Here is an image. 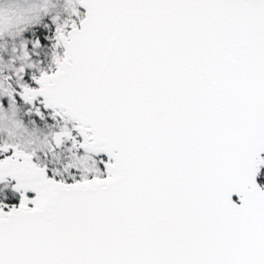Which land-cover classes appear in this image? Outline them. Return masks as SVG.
Segmentation results:
<instances>
[{
    "label": "snow or ice",
    "instance_id": "obj_1",
    "mask_svg": "<svg viewBox=\"0 0 264 264\" xmlns=\"http://www.w3.org/2000/svg\"><path fill=\"white\" fill-rule=\"evenodd\" d=\"M70 2L24 98L75 121L94 166L69 184L0 149L23 197L0 264H264V0Z\"/></svg>",
    "mask_w": 264,
    "mask_h": 264
},
{
    "label": "rangeland",
    "instance_id": "obj_2",
    "mask_svg": "<svg viewBox=\"0 0 264 264\" xmlns=\"http://www.w3.org/2000/svg\"><path fill=\"white\" fill-rule=\"evenodd\" d=\"M41 6H43L45 11L40 13V22L32 26L31 29L33 31V29L38 30L40 27H44L47 30V42H50L52 50L50 64H41L39 59H35L36 56H39L38 48L40 46L38 45V42L36 43L34 41V39L29 51V46L24 42L23 37L18 40H13L11 36L5 34V39H10L12 42L11 53L14 55L16 62L12 63L14 65L12 70L6 72L3 77H0L7 79L8 86L11 89V95L0 93V109H2V100L5 97L8 98L9 103L12 105L18 104L20 102L19 98L22 99L21 101L23 103L29 105L31 113L37 116V118L33 117L34 120L31 119V121L33 120L36 122L34 125L36 128L31 127L30 124L32 123H27V121H24V118L21 117L23 123L29 128V130H34L40 134L42 139L46 138L51 145L50 148L37 150L31 153L33 154V163L38 167L45 168L50 177L71 184L82 179L84 175L82 168H91L94 166L92 160L88 159L86 156L91 154L86 153L83 149L74 147V143L83 142V138L80 137L76 131L77 124L70 119H67L62 114H59V111L55 112L54 110L48 109L46 104L43 103L39 97L31 101L24 98V88L36 90L37 88L33 86L29 87L24 84L23 80L26 77L27 68L30 67L32 72V85L35 82L38 87H40L37 81L41 78V75L44 73L51 75L57 70L56 58H62V49L57 42L58 29L72 22L79 23V20L71 13L73 5L70 0H0V31L5 29L13 31L19 17L38 12ZM48 31H53V33L48 34ZM3 48L2 44H0V49L2 50ZM54 49L57 53H55ZM17 57H26V59L31 57V62H27L25 65L23 60H18ZM21 68L24 69L23 72H20ZM12 109H15V107L12 106ZM15 110L17 111V109ZM20 113L21 112H19V114ZM48 121H50L52 125H50ZM38 124H45L48 125V127L46 130L37 128ZM65 129H68L71 132L73 139L65 138L63 143L57 146L55 144V136ZM5 146L10 147L11 149H17V146L9 142L6 138H0V149H3ZM11 154L12 152L4 153L3 151H0V160L5 159L6 156ZM93 158L99 161L103 157L93 155ZM103 159L107 161V159ZM71 164H76L82 168L79 170H77V168H69L66 172L65 169ZM57 173H59V175H57ZM73 177L75 179H73ZM5 179L12 181L7 177H5ZM15 184L17 185L18 182H15ZM27 195L29 198H35L36 194L30 192ZM3 210L7 212L10 211L11 208H3Z\"/></svg>",
    "mask_w": 264,
    "mask_h": 264
},
{
    "label": "clouds",
    "instance_id": "obj_3",
    "mask_svg": "<svg viewBox=\"0 0 264 264\" xmlns=\"http://www.w3.org/2000/svg\"><path fill=\"white\" fill-rule=\"evenodd\" d=\"M44 11L43 6H41L38 12L19 17L13 31L7 29L0 31V39H3L5 34L11 36L13 40L22 38L26 30L40 22V13ZM17 59L23 60L25 65L27 64L26 57H17ZM13 68L14 65L11 62L0 57V77H3L6 72ZM0 93L11 95V89L6 78H0ZM0 138H6L15 144L18 150L26 154L51 147L46 138L42 139L36 131L29 130L15 109H0Z\"/></svg>",
    "mask_w": 264,
    "mask_h": 264
},
{
    "label": "flooded vegetation",
    "instance_id": "obj_4",
    "mask_svg": "<svg viewBox=\"0 0 264 264\" xmlns=\"http://www.w3.org/2000/svg\"><path fill=\"white\" fill-rule=\"evenodd\" d=\"M43 35L44 40H48L47 39V30L44 27H40V29H34V34L31 28H29L28 30L25 31V33L23 34V40L24 42L27 43L28 50L30 51V48L32 46V41L34 39V41L37 43H39L38 45L41 46L42 44L40 43V36ZM57 42L59 43V41L57 40ZM0 44H2V47H4L2 50L0 49V57H3V59L5 61H9L11 63H15L16 60L14 59V55L11 53L12 52V42L10 41V39H5V37L3 39H0ZM61 47V56L63 57L65 51L63 49V45L60 44ZM5 49V50H4ZM55 50V49H54ZM11 53V54H10ZM55 53L56 50H55ZM35 59H39V56L35 57ZM39 61L41 62V64H44L43 61L41 59H39ZM27 62H31V57H29V59H27ZM42 66V65H41ZM31 69L30 67L27 68L26 71V77L24 78L23 82L24 84L28 85L29 87L33 86L36 87L37 90L39 89L38 85L34 82L32 85V76H31ZM40 98V97H39ZM20 99V102L18 104L12 105L11 103H9L8 98H4L2 101V105L1 108L4 110H10L12 109V106L15 107V109H17L18 114L19 112H21L19 115L20 117L27 118L28 120H30L33 117H36V115H33L30 111V107L29 105H27L26 103H23ZM40 100L44 103L43 99L40 98ZM30 112V113H29ZM47 112V111H45ZM56 112V111H55ZM54 113V112H53ZM55 114V113H54ZM106 172V170H105ZM16 184L14 181H10L8 179H4L2 181H0V207H3L5 209L8 208H12L13 206H20L21 202H22V194L21 192L16 191Z\"/></svg>",
    "mask_w": 264,
    "mask_h": 264
},
{
    "label": "trees",
    "instance_id": "obj_5",
    "mask_svg": "<svg viewBox=\"0 0 264 264\" xmlns=\"http://www.w3.org/2000/svg\"><path fill=\"white\" fill-rule=\"evenodd\" d=\"M50 30H52V29H50ZM33 31H34V29H33ZM52 33H53V31L52 32L48 31V34H52ZM38 52H39V59H41L45 65L50 64V61H51L50 55H51V52H52L50 42H47L46 46L45 45H41L38 48ZM31 119H33V118H31ZM31 119L28 120L27 118H25V121H27V123H29V122L32 123V124H30V126L33 127V128H36V127H34L36 122L33 121L34 119L31 121ZM48 122H49L50 125H52L50 121H48ZM47 127H48V125H45V124H43V125L42 124H40V125L38 124V126H37V128H42V129H45V130L47 129ZM100 168H101V171H105V169H103L102 166H100ZM13 207H15V206H13Z\"/></svg>",
    "mask_w": 264,
    "mask_h": 264
},
{
    "label": "water",
    "instance_id": "obj_6",
    "mask_svg": "<svg viewBox=\"0 0 264 264\" xmlns=\"http://www.w3.org/2000/svg\"><path fill=\"white\" fill-rule=\"evenodd\" d=\"M84 14L86 15V12H85ZM63 49H64V51H66V49H65L64 47H63ZM57 70H58V68H57ZM57 70H56V71H57ZM39 86H40V85H39ZM40 98L43 99L44 103H45L46 106H47V101H46V99H45L44 97H40ZM47 108L50 109V110L59 111L58 109H55V108H49L48 106H47ZM71 121H72V120H71ZM73 122L76 124L75 121H73ZM98 157H103V158H105V159H108L107 156L104 155V154H102V156H98ZM7 178L11 179V180L14 181V182H18V181H16L15 179H13V178L10 177V176H8ZM13 208H19V207L15 206V207H13ZM13 208H11V210H12Z\"/></svg>",
    "mask_w": 264,
    "mask_h": 264
}]
</instances>
